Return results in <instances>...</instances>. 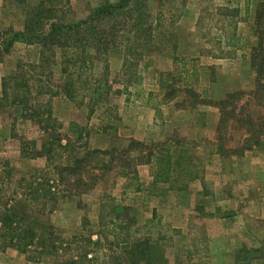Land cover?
Instances as JSON below:
<instances>
[{
  "label": "rangeland",
  "instance_id": "374dc122",
  "mask_svg": "<svg viewBox=\"0 0 264 264\" xmlns=\"http://www.w3.org/2000/svg\"><path fill=\"white\" fill-rule=\"evenodd\" d=\"M117 1L62 0L68 8L66 17L73 22L85 19L101 3ZM145 1L147 14L155 17L161 11L163 15L156 32L158 48L150 56L123 64V55L110 53L75 80L79 91L71 92V98L43 92L38 100L50 114L47 122L37 116L35 123L17 118L12 107L0 102V199L18 204L25 222L36 217L52 225L63 244L58 254L36 261L34 253L25 256L0 240V264H68L71 259L80 264L85 263V253L86 264H128L123 253L128 239L148 242L162 252L167 264H250L249 258L254 260L251 264H264V146L255 147L261 148V157L222 159L214 153L216 129L211 139L207 136L205 114L197 107L177 109L183 96L179 94L181 64L196 70V59L215 51L217 30L237 15L218 0ZM23 21L22 10L12 0H0V31H20ZM224 29L231 31L230 25ZM251 39L254 47L253 25ZM38 53L37 47L22 43L5 56L0 53V98L5 87L2 79L17 65L35 63ZM54 60L58 63L59 57ZM52 71L49 89L58 91L60 68L55 65ZM85 78L88 89L81 91ZM196 80L183 85L197 90ZM165 87L174 93L164 96ZM235 91L239 90L230 92ZM34 97L33 92L30 98ZM226 112L233 116L226 120L222 147L236 149L248 128L240 122L237 108L227 107ZM260 115L264 118L262 108L253 116ZM39 120L43 122L38 124ZM257 124L264 143V125ZM42 125L48 127L46 132ZM53 125L57 136L69 141L68 150L57 155L58 163L72 161L85 151L125 149L134 140L148 148L170 146L179 160L176 173L170 183L154 185L150 163L137 165L127 177L112 168L87 194L75 196V190L63 194L53 187L57 204L53 208L49 202L42 208L31 201L40 196L33 177L41 174L37 181L44 194L54 160L47 162L37 154ZM32 141L34 150L24 146ZM31 150L36 157L23 156ZM115 205L122 209L119 226L111 227L108 219L100 226L99 216L109 214ZM240 242L243 247L238 248Z\"/></svg>",
  "mask_w": 264,
  "mask_h": 264
},
{
  "label": "trees",
  "instance_id": "16d2710c",
  "mask_svg": "<svg viewBox=\"0 0 264 264\" xmlns=\"http://www.w3.org/2000/svg\"><path fill=\"white\" fill-rule=\"evenodd\" d=\"M12 3L24 14L23 26L20 31L12 28L0 31V53L3 56L9 54L17 43L37 47L39 53L35 63L17 65L14 72L2 79L5 87L2 88L0 102H3L5 107L7 105L12 107L17 118H25L32 123L38 120L36 116L40 119L44 117V122L50 118L49 112L43 110L38 100L43 92L52 97L64 95L71 98V92L79 91L75 88V80H80L85 71L92 69L96 60H102L108 54L114 53L123 55V64L129 59L137 62L150 56L158 48L159 36L157 38L156 32L163 15L161 11L156 13L155 17L147 14L145 0H119L114 4L104 2L92 8L85 19L75 22L67 19L68 8L62 0H12ZM253 33L256 45L251 47L249 55V64L254 73V88L251 91L229 92L223 100L215 102L207 90L198 92L193 85H183L196 79L194 68L188 69L185 64H181L178 75L183 76L180 81L182 89L179 90V94L183 96L177 103V109H193L197 106L217 108L219 119L215 142L218 145L214 153L222 159L242 157L253 148L264 146L260 141L261 133L256 129L257 123L264 125V118L262 115L253 116L257 109H264V2L256 7ZM228 44L234 45V42L230 39ZM56 55L59 57L58 63L54 60ZM55 65L60 68V78L56 84L58 91H51L49 85L53 82L50 78ZM87 82L86 78L83 79L81 91L88 89ZM165 88L164 96L174 93L173 89ZM33 92L35 99L30 98ZM227 107L233 110L237 108V115L242 116L240 122L248 128L245 130L242 145L236 149L222 147L225 141L223 131L226 120L233 116L228 115ZM40 122L43 121L39 120L38 124ZM42 129L46 132L48 127L42 125ZM45 134L47 142L41 144V154L38 153L37 156L43 154L47 162L54 160L55 165L52 164L50 170L52 178H48L44 194L40 190L42 183L37 181L41 174H35L33 181L37 183L36 194L40 196L37 195L31 200L42 208L49 202L53 204V208L57 204L53 187L61 190L63 194L72 193L71 190H75L72 193L75 196L87 194L93 189L95 182L112 168L119 170L121 176L127 177L135 173L137 165L150 163L153 165V184H168L179 163L170 146L163 149L158 146L148 148L139 141L131 140L125 149L85 151L75 156L72 161L62 164L58 163L57 155L68 150L69 141L57 136L54 125L52 131ZM24 146L35 149L34 141L25 142ZM32 150L23 156L33 158L35 155ZM146 151L147 153L142 155ZM132 155L134 157H131ZM47 175L48 173L44 176ZM7 203L0 199V240L4 247H11L25 256L34 253L37 256L36 261L41 257L56 255L62 250L61 238L52 225L43 223L36 217H30L25 222L21 210L17 207L18 204ZM121 210L117 205L110 207L109 214L99 216V225L105 226L104 221L108 219V225L111 227L119 226ZM126 242L129 243V247L124 249L123 253L128 264H167L162 259V252L150 246L148 242L139 240L129 242V239ZM86 257L85 253L82 256L85 263L80 264H86ZM252 261L254 260L248 259L250 264ZM68 264L77 263L71 259Z\"/></svg>",
  "mask_w": 264,
  "mask_h": 264
},
{
  "label": "crops",
  "instance_id": "0c3cea01",
  "mask_svg": "<svg viewBox=\"0 0 264 264\" xmlns=\"http://www.w3.org/2000/svg\"><path fill=\"white\" fill-rule=\"evenodd\" d=\"M221 6L229 7L237 18L226 22L223 29H219L215 51L213 53L199 56L196 72L197 82L199 80L198 92L204 89L210 94L212 101L223 100L225 95L233 89L249 92L254 88V73L249 64L251 50V28L257 4L264 0H218ZM234 16V15H233ZM230 25L231 31L227 33L224 29ZM222 32V33H221ZM234 45H229V40ZM246 40L249 44H246ZM176 49V48H175ZM176 51V50H175ZM178 51V49H177ZM177 56V55H176ZM201 83V84H200ZM205 114V130L211 139L218 121V110L214 106H197L195 109ZM133 138H137L133 135ZM261 148H253L246 152L241 158L261 157ZM257 164V163H256ZM258 172V171H256ZM243 247L241 242L238 248Z\"/></svg>",
  "mask_w": 264,
  "mask_h": 264
}]
</instances>
